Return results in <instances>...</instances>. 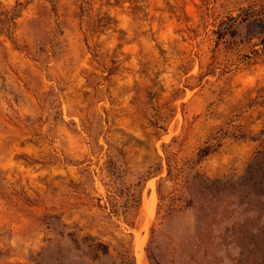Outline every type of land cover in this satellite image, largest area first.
<instances>
[{
  "label": "rangeland",
  "instance_id": "rangeland-1",
  "mask_svg": "<svg viewBox=\"0 0 264 264\" xmlns=\"http://www.w3.org/2000/svg\"><path fill=\"white\" fill-rule=\"evenodd\" d=\"M259 151L264 0H0V264H264Z\"/></svg>",
  "mask_w": 264,
  "mask_h": 264
},
{
  "label": "trees",
  "instance_id": "trees-1",
  "mask_svg": "<svg viewBox=\"0 0 264 264\" xmlns=\"http://www.w3.org/2000/svg\"><path fill=\"white\" fill-rule=\"evenodd\" d=\"M214 152L211 146H206L199 150L197 154L198 162H201L206 157ZM264 152L259 151L251 159L246 167V170L239 178V189H245V191L254 192L258 196H264ZM248 182V186L243 188V185ZM115 198L110 197L106 206L114 209L116 207ZM178 237L179 247L167 246L159 256L152 252L151 244L146 248L147 258L150 264H223L219 258H214L210 263L208 256L214 254H220L221 248L214 247L210 242H204L196 237H190L187 234ZM93 251L95 253V260L98 261L101 258L108 257L111 260V264H136V259L131 249H125L117 251L113 256L109 247L102 243L96 242L93 245Z\"/></svg>",
  "mask_w": 264,
  "mask_h": 264
},
{
  "label": "bare ground",
  "instance_id": "bare-ground-1",
  "mask_svg": "<svg viewBox=\"0 0 264 264\" xmlns=\"http://www.w3.org/2000/svg\"><path fill=\"white\" fill-rule=\"evenodd\" d=\"M146 210H147V214L149 216L153 215V210H154V204L153 203H147V205L145 206ZM143 245L142 242L140 240H136V246L138 250H141V252H139L138 254V260L139 262H141L143 260V256H144V251H143Z\"/></svg>",
  "mask_w": 264,
  "mask_h": 264
}]
</instances>
